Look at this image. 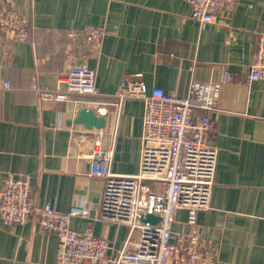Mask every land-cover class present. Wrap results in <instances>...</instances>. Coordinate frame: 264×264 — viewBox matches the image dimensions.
<instances>
[{
  "label": "crops",
  "instance_id": "0c3cea01",
  "mask_svg": "<svg viewBox=\"0 0 264 264\" xmlns=\"http://www.w3.org/2000/svg\"><path fill=\"white\" fill-rule=\"evenodd\" d=\"M0 6L18 8L29 20L24 41L0 34V83L11 84L0 88V190L8 173L30 176L38 206L86 209L88 217L71 218L73 229L90 228L113 252L132 249L137 233L99 218L104 180L90 175L86 154L99 141L95 149L113 154L111 173L137 175L145 105L118 104L119 88L140 76L149 91L185 97L193 84H209L218 88L214 108L196 115L215 120L218 159L197 230L216 264H264V80L249 79L264 0H220L212 8L215 22L204 25L191 18L185 0H0ZM89 29L106 31L98 45L82 39L71 46L69 31ZM72 54L96 71L97 96L84 98L87 104L79 96L43 102L32 85L64 88ZM82 108L105 117V128L73 124ZM187 217L177 211L175 232L189 230ZM57 249L58 237L35 219L10 226L0 220V264H59ZM168 264H179L175 252Z\"/></svg>",
  "mask_w": 264,
  "mask_h": 264
},
{
  "label": "built area",
  "instance_id": "2783aa9c",
  "mask_svg": "<svg viewBox=\"0 0 264 264\" xmlns=\"http://www.w3.org/2000/svg\"><path fill=\"white\" fill-rule=\"evenodd\" d=\"M185 1L191 7L193 20L201 25L215 22L212 8L220 0ZM28 28L29 20L18 8L0 6V34L9 33L13 39L24 41ZM105 34L104 29L71 30L67 39L73 47L80 46L82 39L98 45ZM70 59L72 63L61 77L64 88L52 90L32 85L43 102H66L79 96L82 98L79 101L87 104L84 98L97 96L96 71L75 63L73 54ZM249 79L264 80V31L257 38ZM10 86L8 81L0 83V88ZM217 96L218 88L209 84H193L185 97L159 87L149 91L140 76L119 88L118 104L137 99L145 105L139 173L134 176L111 173L113 154L95 149L99 141L86 157L91 162L90 175L104 180L99 218L126 225L131 234L137 233L139 239L132 249L113 252L110 241L95 236L90 228L73 229L71 218L88 217L86 209L74 207L61 213L51 201L38 206L31 197L30 176L13 173L5 176L0 190V220L10 226L35 219L44 232L54 233L58 237L59 264H168L173 252L179 264H216V253L205 247L197 230V214L210 207L214 187L218 150L211 137L216 127L209 114L197 117L196 112L212 110ZM180 209L188 212L187 232L174 231ZM146 215L158 216L161 221L157 225L143 223Z\"/></svg>",
  "mask_w": 264,
  "mask_h": 264
},
{
  "label": "water",
  "instance_id": "95a60500",
  "mask_svg": "<svg viewBox=\"0 0 264 264\" xmlns=\"http://www.w3.org/2000/svg\"><path fill=\"white\" fill-rule=\"evenodd\" d=\"M73 124L82 125L88 130L104 129L106 124V118L99 116L94 110L89 108H82L77 118L72 122ZM143 223H150L151 225H157L161 218L154 215H146L142 219Z\"/></svg>",
  "mask_w": 264,
  "mask_h": 264
}]
</instances>
